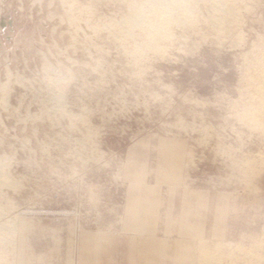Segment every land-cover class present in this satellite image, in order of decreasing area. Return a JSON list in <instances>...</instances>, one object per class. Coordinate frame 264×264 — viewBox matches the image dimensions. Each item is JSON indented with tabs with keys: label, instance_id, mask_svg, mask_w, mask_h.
<instances>
[{
	"label": "rangeland",
	"instance_id": "1",
	"mask_svg": "<svg viewBox=\"0 0 264 264\" xmlns=\"http://www.w3.org/2000/svg\"><path fill=\"white\" fill-rule=\"evenodd\" d=\"M158 1L0 0V264H264V0Z\"/></svg>",
	"mask_w": 264,
	"mask_h": 264
},
{
	"label": "bare ground",
	"instance_id": "2",
	"mask_svg": "<svg viewBox=\"0 0 264 264\" xmlns=\"http://www.w3.org/2000/svg\"><path fill=\"white\" fill-rule=\"evenodd\" d=\"M154 1V0H153ZM157 0H155V2H156ZM235 0H220V1H218V3L216 4V6L215 7H217V9H215L214 11H213V13H212V16H211V19H210V21H212L214 24L213 25H220L221 24V21H222V19H221V17H220V13H224L225 14V12L227 13V10L229 9V4H230V2H234ZM237 1V0H236ZM151 2V1H150ZM153 3V4H151V5H154V9H153V6H152V9H151V7H149L148 6V8H150V9H148V12L151 10L152 12H149V14L150 13H152V14H154V12L156 13L155 15H154V17H157L155 20H149L148 18H147V16L145 15V11L147 10V8L146 7H143V6H137V5H135V6H137V7H133V10H132V13L127 17V19L125 20L126 22H125V24L127 25V26H129V27H137V26H139V27H145L146 28V30H147V38H145L146 39V42H144V43H142L140 46H142V47H140L139 49L140 50H142L143 52H144V50H146L147 48L148 49H153V50H157L158 48L157 47H159L157 44H158V42L161 40L162 41V39L164 40V38L165 39H168L169 37H170V35H169V31H168V29H169V26L170 25H172V24H179V23H186V22H190V19H188L189 21H185V20H183V19H179V18H174V15H173V10H175V9H178L177 7H175L174 6V4L172 5H170V6H168V3L166 4L167 6H165V5H161V4H163L164 2H161V3H159V1H158V3L156 2V3ZM173 3V2H172ZM231 5V4H230ZM131 6V5H130ZM144 6H146V5H144ZM234 6V5H233ZM184 10H187L186 8H183V11ZM69 11V10H68ZM131 11V10H130ZM178 11V10H177ZM176 12V11H175ZM186 12V11H185ZM184 12V13H185ZM193 12V11H192ZM195 12V11H194ZM229 13V12H228ZM147 14V13H146ZM191 14V13H190ZM226 15V14H225ZM183 16H187V15H183ZM190 16V15H189ZM225 17V16H224ZM228 17V16H227ZM182 18V17H181ZM184 18V17H183ZM186 18H189V17H186ZM191 18V17H190ZM193 18V17H192ZM192 18H191V21H192ZM225 20V19H224ZM223 20V21H224ZM70 23V22H69ZM190 23H192V22H190ZM124 24V23H123ZM175 24V25H176ZM124 26V25H123ZM192 26V25H191ZM194 26V25H193ZM214 27V26H213ZM145 30V31H146ZM131 32V31H130ZM127 33V32H126ZM172 36V35H171ZM138 49V50H139ZM159 50V49H158ZM146 52V51H145ZM158 52V51H157ZM139 53H141L140 51H139ZM141 55V54H140ZM144 57V56H143ZM257 73V72H256ZM255 74V73H254ZM256 76V78H257V80H256V82L257 83H255V84H253L254 86H252V88L254 87V91H256L255 92V94H257V96H259V97H262V98H264V67L263 68H261V70L255 75ZM57 85V84H56ZM251 90V89H250ZM253 92V91H252ZM59 93V92H58ZM261 98V100H264V99H262ZM264 102V101H263ZM262 102V105L264 106V103ZM261 103V102H260ZM261 104H260V106H262ZM259 106V107H260ZM261 107V109H258V107L257 108H253L252 109V107H250V108H248L249 110L243 115V118L244 119H242V120H244L245 122H243L245 125H247L248 127L250 126L252 129H255V131L256 130H259L258 132L260 133L261 132V134L262 135H264V107ZM247 110V109H246ZM58 113H59V111H58ZM243 113V112H242ZM64 115V114H63ZM237 116V115H236ZM239 117H242V116H239ZM241 119V118H240ZM239 119V120H240ZM241 124V123H240ZM243 125V124H242ZM245 127V126H244ZM251 130V129H250ZM262 160V159H261ZM262 164V163H261ZM253 167V166H252ZM3 230H5V231H7V229H3L2 228V226L0 227V231H3ZM10 230H12V229H10ZM8 231H9V229H8ZM7 231V232H8ZM13 232V231H12ZM4 245V244H3Z\"/></svg>",
	"mask_w": 264,
	"mask_h": 264
}]
</instances>
